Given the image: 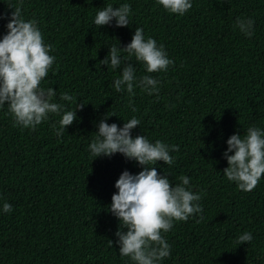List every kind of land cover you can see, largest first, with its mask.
Instances as JSON below:
<instances>
[{
	"label": "trees",
	"instance_id": "obj_1",
	"mask_svg": "<svg viewBox=\"0 0 264 264\" xmlns=\"http://www.w3.org/2000/svg\"><path fill=\"white\" fill-rule=\"evenodd\" d=\"M124 3L132 10L129 26L116 27L115 19L94 24L99 10ZM191 3L180 16L157 0H0V38L20 6L53 46L56 59L41 87L56 90L52 102L65 110L84 104L62 136L53 128L62 114L50 113L33 130L15 125L8 105L0 106V264H133L119 253L120 222L108 208L120 175L143 169L120 153L93 157L89 145L106 114H115L106 122L121 128L136 117L133 138L178 145L170 151L172 165L158 161L155 167L172 186L189 177L187 187L201 195L203 211L164 234L170 256L158 264H264V175L245 192L223 174L227 140L251 126L264 130V0ZM237 17L254 20V35L239 30ZM137 27L174 63L148 73L121 51L137 80L159 81L158 95L134 87L133 112L126 89L114 87L123 64L112 69L99 61L111 46L129 44ZM64 92L76 102L61 100ZM5 202L11 212L3 211ZM245 231L253 240L238 245Z\"/></svg>",
	"mask_w": 264,
	"mask_h": 264
},
{
	"label": "clouds",
	"instance_id": "obj_2",
	"mask_svg": "<svg viewBox=\"0 0 264 264\" xmlns=\"http://www.w3.org/2000/svg\"><path fill=\"white\" fill-rule=\"evenodd\" d=\"M157 3L169 13L180 16L192 8L191 0H157ZM14 9L6 25L7 34L0 38V106L8 105L15 125L33 130L50 113L62 114L59 127L53 125L56 135L62 136L66 127L77 120V110H82L84 104L77 103L75 110H65L62 104L52 102L56 90L41 87V82L55 62V56L50 55L53 46L45 43L34 19L26 21L22 8L17 6ZM131 11L128 3L119 7L108 4L97 12L94 24L98 27L110 25L115 19L116 27L129 26ZM235 23L245 36L254 35L253 19L237 17ZM121 51L126 52L128 57L134 56L148 73L167 71L174 62L168 58L162 44L158 46L151 37L145 39L141 27L135 29L131 42L124 48L116 45L109 48L107 57L99 62L107 66L110 64L112 69L121 68L123 64L114 87L117 92L126 89L130 97L129 106L135 112L131 99L135 95L134 87H140L149 95H158L159 81L150 75L137 80L135 67L132 63H125ZM60 99L76 102L75 97L67 92L62 93ZM112 115L106 114L99 122L98 132L89 145L91 154L97 158L120 153L136 161L143 169L135 175L126 170L115 183L118 192L112 195L108 211L120 222L115 233L119 253L122 257H129L133 264H158L170 256L171 246L164 234L170 232L174 222H186L190 216L203 211L199 204L201 195L187 187L189 177L181 175L178 178L181 183L172 186L168 175H161L155 167L158 161L172 165L174 158L170 151H179L178 145L169 146L160 140L152 143L144 135L133 138L132 130L140 125V121L133 117L121 128L106 122ZM227 145L223 155L228 167L223 174L229 181L235 182L239 190L252 191L264 175V130L251 126L243 137L233 134ZM3 211L11 212L12 205L5 202ZM252 240V233L245 231L237 237L236 243L241 245ZM109 243L113 244L110 240Z\"/></svg>",
	"mask_w": 264,
	"mask_h": 264
}]
</instances>
